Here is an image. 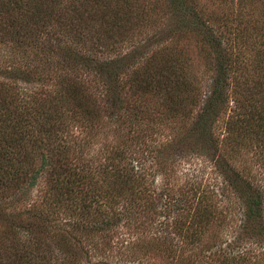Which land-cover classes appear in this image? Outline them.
<instances>
[{"label": "trees", "instance_id": "obj_1", "mask_svg": "<svg viewBox=\"0 0 264 264\" xmlns=\"http://www.w3.org/2000/svg\"><path fill=\"white\" fill-rule=\"evenodd\" d=\"M198 1L165 0L182 13L170 18L178 22L174 36L194 37L205 55L209 89L194 115L200 81L189 73L188 51L175 52L173 32L155 34L150 46L130 44L155 26L141 16L153 9L140 0H0V44L42 60V67H0V264H79L89 255L81 241L72 244L75 232L103 256L122 253L118 263L98 255L92 264H263L264 42L247 61L238 35L249 42L256 23L234 17L233 24L228 13L217 25ZM125 44L130 50L117 54ZM8 80L38 89L21 101ZM145 106L152 114L159 107L172 131L154 151L132 125L146 120ZM114 112L130 116L132 145L106 143L96 156L86 141L72 147L80 129L102 134L100 115ZM192 158L220 185L202 188L198 180L170 196L162 175ZM228 194L241 221L226 238L218 201ZM132 224L139 233L122 237Z\"/></svg>", "mask_w": 264, "mask_h": 264}, {"label": "rangeland", "instance_id": "obj_2", "mask_svg": "<svg viewBox=\"0 0 264 264\" xmlns=\"http://www.w3.org/2000/svg\"><path fill=\"white\" fill-rule=\"evenodd\" d=\"M141 3H144L145 9L152 8V11H144L141 12V16H149V20H153V24L156 26H150V27H144L138 30V34L134 37H131L130 44L131 46L134 45V47H140V46H150L152 42L155 41V34H158L159 32H173L172 38L177 32L176 29H173V26H176L178 22L173 19L179 20L182 17V13L179 14H173L175 11L173 8L169 6L165 0H140ZM198 6L205 12V16L208 18H212L215 21H217V25L223 24V19L227 17V14L229 13V17L231 18V21L233 24H236V21L233 20L234 17H239L238 21L241 20L240 18L244 19H250L251 22H255L256 25L253 29H249V33H251V37L249 42L246 41L245 35H238V43L241 45V48L243 50H246V53L244 54V58L247 61H250L251 57H253V60H256L257 57L255 55V50L258 45H263L264 42V0H199ZM173 18V19H170ZM237 21V22H238ZM171 24L170 28H167L169 26L168 24ZM247 33V32H246ZM262 34V35H261ZM174 40L176 41L177 49L175 52H183V50L188 51L187 57L189 58L191 62V66L189 67L190 72H193L194 74H197L198 76H195L196 80H199L200 83L197 87V92H199V100L200 102L197 104V106L194 108L193 113L194 115L197 114L200 108H202L203 100L206 97V92L209 89V82H206L207 80V73H205V55L204 53L198 50V44L195 41L194 37L191 36H185L184 34H180L179 36H174ZM247 46L249 48H247ZM133 47V48H134ZM131 47H129L127 44H125V48H122V50L118 49V53L121 51V54H124L127 50H130ZM41 58V57H38ZM42 60L35 61V57L32 52L26 53L25 56L22 57V54L18 52V50L14 47V45H11L10 43L6 46L4 44H0V67L3 68L5 66H13V67H20L21 69L25 68L30 69L34 65H41ZM44 71V70H42ZM47 72V71H45ZM1 80H4L3 77L0 76V82ZM193 77V81L196 83V81ZM6 81V80H4ZM10 84L18 89V91L21 94H19V99L23 101L24 99L21 98V96L24 98L26 94H29L33 92L34 94L36 92V88L38 89V85L36 84H27L22 81L18 80H8ZM6 82L9 85V82ZM203 81V82H202ZM28 92V93H27ZM21 101L19 104H21ZM161 111L159 110L156 114H152L151 112H148L145 106V118L146 120L139 123L137 120H135L132 125L139 132V136H145L149 135V137L144 138L145 145H142V147H149L148 149H152L156 147L155 145H160L167 143L169 140L168 138L172 136V131L169 127V121L168 118L160 114ZM101 120L106 123V130H102V134H99L97 137L92 135L91 130L80 129V134H78V137L71 138L70 141H73L72 147H74L77 144H84L83 142L86 141L89 145V148H87V152L93 156H96L98 153V150L100 147L104 146L106 143L109 145H118V141H124L128 142V144L132 143L130 140H126L127 132H129L128 127V119H130V116L128 115H116V113H102L100 115ZM168 124V125H167ZM151 126H155V130L150 133H146V131H150L149 128ZM219 130H222V127L220 125ZM77 132V131H76ZM75 132V133H76ZM131 132V131H130ZM78 133V132H77ZM132 133V132H131ZM146 133V134H145ZM133 134V133H132ZM149 145V146H147ZM135 146V145H134ZM154 151V150H153ZM243 160H246V166L250 167L254 163L252 158L246 154ZM152 162L148 163L146 166H150ZM189 164V165H188ZM251 164V165H250ZM157 168L158 165L154 166L152 168V171ZM175 170H179L175 172ZM175 170H167L166 172L170 171V174H163V180L169 179V186L172 184V192L170 193V196H177L176 190L180 187L185 186V184H192L194 188L196 189L197 186H199L198 180L201 181V186H207L210 184H218L216 180L215 173L210 172L209 166L203 162L199 158H192L190 162L188 160H185L182 162L181 167ZM165 172V173H166ZM161 176V177H162ZM159 178V184L161 183L162 179ZM219 187V186H218ZM217 189V188H216ZM216 200V199H214ZM236 197H234L232 194L226 195L225 198L218 201V211H220L222 216L224 215V212H226L228 219L227 223L225 225V237L229 238L231 236V232L234 228L238 227L241 216L239 215L238 207L236 204ZM17 210H21V206L17 205ZM139 230L134 228V224L131 225L130 228L125 227L121 228L119 232L122 234V237L128 238L129 236H133L135 233H139ZM144 235H147V233H144ZM74 240L72 241V244H74L75 240L81 241L79 245H82L83 248H85L88 251V258L87 260H83L79 264H92L93 262L97 261L99 257L98 255L107 259L109 257L110 260H113L114 262L122 259V253H116V250H112L110 253H107L103 256V254L97 253V251H94V241L85 239L83 235L79 234L78 232H75L73 234ZM136 238L133 237L132 240ZM254 251V250H253ZM260 251V254L258 256L252 255V257H256V259L261 255L262 250L258 249ZM256 251L255 253H257ZM84 257V256H83ZM261 257V256H260ZM259 257V258H260ZM264 260V258H262ZM255 259L251 260L250 264L255 263ZM153 262V263H152ZM142 264H166V263H160V261L156 259L151 260H143ZM264 264V262H263Z\"/></svg>", "mask_w": 264, "mask_h": 264}]
</instances>
